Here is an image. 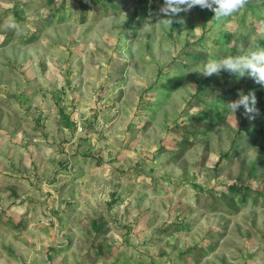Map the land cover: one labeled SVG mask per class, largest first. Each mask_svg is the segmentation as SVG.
Masks as SVG:
<instances>
[{"label": "rangeland", "instance_id": "1", "mask_svg": "<svg viewBox=\"0 0 264 264\" xmlns=\"http://www.w3.org/2000/svg\"><path fill=\"white\" fill-rule=\"evenodd\" d=\"M163 4L0 0V264H264V87L190 72L264 48V0Z\"/></svg>", "mask_w": 264, "mask_h": 264}, {"label": "clouds", "instance_id": "2", "mask_svg": "<svg viewBox=\"0 0 264 264\" xmlns=\"http://www.w3.org/2000/svg\"><path fill=\"white\" fill-rule=\"evenodd\" d=\"M248 3L249 0H164L159 13L167 18L160 19L157 24H162L166 28L172 27L174 22L182 24L183 20L176 21L174 17L180 12H187L195 6L212 10L215 14L214 18L219 20L239 13ZM5 27L20 30V25L14 18L6 20ZM146 27L148 25H144L143 28ZM190 72L198 73L203 77L219 76L221 72H228L238 77L247 75L261 87H264V48H257L235 56L228 55L223 58L208 59L199 66L193 67ZM255 104L254 93L245 95L243 92H239L238 99L230 101L227 107L235 117V113L241 107L244 109L245 114H258Z\"/></svg>", "mask_w": 264, "mask_h": 264}, {"label": "trees", "instance_id": "3", "mask_svg": "<svg viewBox=\"0 0 264 264\" xmlns=\"http://www.w3.org/2000/svg\"><path fill=\"white\" fill-rule=\"evenodd\" d=\"M233 188H234V186L231 187V189H233Z\"/></svg>", "mask_w": 264, "mask_h": 264}]
</instances>
